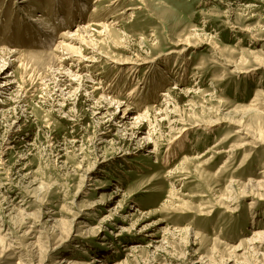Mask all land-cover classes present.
<instances>
[{"label": "rangeland", "instance_id": "1", "mask_svg": "<svg viewBox=\"0 0 264 264\" xmlns=\"http://www.w3.org/2000/svg\"><path fill=\"white\" fill-rule=\"evenodd\" d=\"M110 1L0 0V48L43 49L40 14L141 63L0 59V264H264V0Z\"/></svg>", "mask_w": 264, "mask_h": 264}, {"label": "bare ground", "instance_id": "2", "mask_svg": "<svg viewBox=\"0 0 264 264\" xmlns=\"http://www.w3.org/2000/svg\"><path fill=\"white\" fill-rule=\"evenodd\" d=\"M15 1L19 3V6H23V5H27L26 3H28L29 0H15ZM115 1H119V0H111L110 2L112 3ZM80 6H84V2L80 3ZM30 7L35 8V10L38 8V6L35 4H31ZM83 8H85V7H83ZM27 11H28V9H27ZM123 11L124 10H121L120 12H118V14H121V12H123ZM29 14L27 16L28 18L25 17L23 19L24 20L28 19L29 21H31L33 23L32 25L38 26V28H36V31L40 30L41 32L39 31V36H41V37L44 36V40H45L42 42V46H41L43 49H40L39 51H32L33 50L32 49L31 51L27 50L26 52H23V51H14L13 49L8 50V49L0 48V59L3 58L4 60H8V61L12 62V61H16L19 59V54L30 53L31 55H33V57L35 59H41L42 58L41 60H44V61L48 60L47 67H53L55 69V71L59 70L58 71L59 73H63L65 70H67V71L73 73L72 75H74L76 77L78 75L76 73H80L81 72L80 70L85 71L87 68L89 69V67L92 66L95 62H98V61L100 62L102 60L104 62L109 63L112 66H119V67L124 66L123 64H125V63H131L132 69H134V70H136L137 67H139L141 64L139 62V57L134 59V61L128 60V61L118 62L116 59L109 56L103 50H99L98 40L104 41L105 39L110 38V35L115 34V33H116V35L118 34L116 31L111 29V27H109L108 24H106V23H88V24L83 25V26H77L72 31L65 30L60 34L62 39L58 40L54 44V42L57 39L56 33H55L54 29H52L49 26V24H47L48 21L47 22L44 21V19H42V16L40 14H37L36 16L32 15L33 17L29 16ZM128 15H131V14L129 13ZM60 22H62V21L60 20ZM95 35L99 36V38L97 39L95 37ZM116 35H114V36H116ZM60 36H59V38H60ZM52 45H54V46H52ZM44 61H43V63H44ZM44 65H46V64L44 63ZM86 72L88 73V71H86ZM6 77L7 76H5L4 77L5 79L0 82V97H3V95L5 94V91L9 87L13 86V84L15 83L14 80H12L11 78L6 79ZM60 81L62 82L64 80H62V79L59 80L58 84H60ZM66 81H69V79ZM58 84H56V85H58ZM62 87H64L63 89H65V90L69 89V90H67L68 93H71V92L73 93V91H76V90L71 91V82H69L67 84L63 83ZM83 87H84L83 84L78 85V88L83 89ZM23 89H24L23 86H19V85L16 86V93L19 95V93L23 92ZM94 90H99V88L94 86ZM98 93H100V97H103V99L105 97L107 98V96H105L104 93L102 94L100 92V90L98 91ZM167 99H163V103L165 104V106L162 105V106H164V108H161L162 107L161 106L160 108H158V111L161 110V115L164 117L170 118L171 121L170 120L169 121L173 124V123L177 122V120L174 118V113L168 109V102L169 101ZM109 100L110 101L108 103L115 101L114 98L111 99L110 97H109ZM115 103H117L118 106L120 105L117 101H115ZM130 110L128 107H125L124 111H122L123 112L122 115L120 116V121L118 119V122H120L122 124L127 123L129 121V119L131 118L130 115L132 114V112ZM146 113H147V111L143 114L140 113V114L134 115L133 116V119H135L134 122H137L138 120H142L143 118L147 117L148 114H146ZM172 115H173V117H172ZM155 120L157 121V118H155ZM149 138L150 137L148 135L145 136V143L146 144L149 143ZM257 234H259V232H257ZM68 260L63 258L60 261V263L61 264H63V263H65V264L77 263V261L74 262L70 259H68ZM93 261H101V260H99V259L96 260L94 258ZM99 264H102V263H99Z\"/></svg>", "mask_w": 264, "mask_h": 264}]
</instances>
